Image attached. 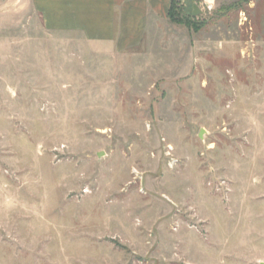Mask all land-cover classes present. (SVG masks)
Wrapping results in <instances>:
<instances>
[{"label":"rangeland","instance_id":"obj_1","mask_svg":"<svg viewBox=\"0 0 264 264\" xmlns=\"http://www.w3.org/2000/svg\"><path fill=\"white\" fill-rule=\"evenodd\" d=\"M0 264H264V0L123 53L0 0Z\"/></svg>","mask_w":264,"mask_h":264},{"label":"crops","instance_id":"obj_2","mask_svg":"<svg viewBox=\"0 0 264 264\" xmlns=\"http://www.w3.org/2000/svg\"><path fill=\"white\" fill-rule=\"evenodd\" d=\"M171 0H28L45 30L81 33L98 52L123 53L166 23Z\"/></svg>","mask_w":264,"mask_h":264},{"label":"water","instance_id":"obj_3","mask_svg":"<svg viewBox=\"0 0 264 264\" xmlns=\"http://www.w3.org/2000/svg\"><path fill=\"white\" fill-rule=\"evenodd\" d=\"M207 7H210L211 5L209 3H206ZM199 14V9L197 8L196 4H193V10H192V15H197Z\"/></svg>","mask_w":264,"mask_h":264},{"label":"trees","instance_id":"obj_4","mask_svg":"<svg viewBox=\"0 0 264 264\" xmlns=\"http://www.w3.org/2000/svg\"><path fill=\"white\" fill-rule=\"evenodd\" d=\"M171 2H172V0H171ZM170 7H171V4H170ZM168 16L170 17V8H169V11H168Z\"/></svg>","mask_w":264,"mask_h":264}]
</instances>
